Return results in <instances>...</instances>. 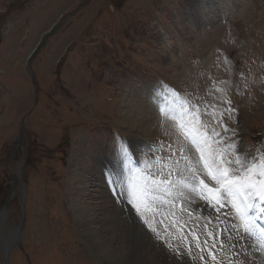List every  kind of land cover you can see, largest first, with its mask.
I'll return each instance as SVG.
<instances>
[{"label": "rangeland", "instance_id": "obj_1", "mask_svg": "<svg viewBox=\"0 0 264 264\" xmlns=\"http://www.w3.org/2000/svg\"><path fill=\"white\" fill-rule=\"evenodd\" d=\"M129 81L163 96L160 114L173 93L213 123L234 108L233 143L256 154L264 149V0H0V210L8 228L19 230L22 221L6 264H142L138 227L121 215L116 230L109 227L119 198L110 186L105 199L92 200L91 231L78 227L68 198L79 145L83 175L97 181V163L104 173L115 166L116 137L140 161L150 159L149 149L152 159L167 155L155 141L176 138L163 117L154 138L126 125L118 105ZM179 208L161 227L191 239L203 220L177 219Z\"/></svg>", "mask_w": 264, "mask_h": 264}, {"label": "snow or ice", "instance_id": "obj_2", "mask_svg": "<svg viewBox=\"0 0 264 264\" xmlns=\"http://www.w3.org/2000/svg\"><path fill=\"white\" fill-rule=\"evenodd\" d=\"M160 111L176 136L167 144L155 141L167 155L152 159L149 149L150 159L140 161L126 141L116 137L115 166L105 172L108 184L134 210L130 220L139 233L162 244L176 264H249L247 254L253 247L264 252V149L256 154L237 150L233 141L239 133L227 124L234 108L213 123L201 118L205 113L198 104L173 93ZM197 201L199 215L193 207ZM177 204V219L187 213L203 220L202 231L192 230L191 239L161 227L169 215H176Z\"/></svg>", "mask_w": 264, "mask_h": 264}, {"label": "bare ground", "instance_id": "obj_3", "mask_svg": "<svg viewBox=\"0 0 264 264\" xmlns=\"http://www.w3.org/2000/svg\"><path fill=\"white\" fill-rule=\"evenodd\" d=\"M169 40V38H166V41ZM169 55L171 58L174 56L172 52H169ZM142 86L143 85L133 81L128 82V95H124L121 99V102L118 105V112L121 114V118L125 120L124 122L126 125H128V127L131 129H134L135 127L136 131L142 129L145 138H154V136L160 131L159 129V131L156 132V120H158L159 124L163 120L159 112L160 106L157 105V100L159 98H163V96H160L159 94L157 95L153 86ZM169 126L171 125L168 122V127ZM161 133L162 130L160 134ZM80 150L81 145L75 148V158L73 159L74 163L71 162L69 165L68 198L69 205L73 208L74 219L78 227L84 228L87 231H91L87 225L94 222L96 219L95 216H93L95 213H90V211H93L91 209V206H93L92 200L93 198L95 199V196L98 197L100 194L101 198H99V201H102V198L105 199L107 195L106 192L108 191L106 190V187H109L110 185L106 180L105 173L101 170V167L98 163L95 165V167L97 166L99 172V174L95 177V180L97 181H92L91 178L83 175V168L80 164L82 157ZM115 203L116 205H113L114 207L109 210L107 215L109 227L112 231L116 230L119 222H123L119 215L128 217L129 219L130 215H133L130 205H128L123 195H119V198ZM1 227L8 228L6 225V212L4 209L0 210V249L6 253L9 246L13 244L12 242L16 240L18 229L8 228V231L5 232ZM97 232L100 231H95V233ZM88 234L92 238L93 234ZM139 235L143 237V245L140 250L142 264H176L173 258H170L164 253L162 249H160V247L157 245V242L153 237H151V235H141L140 233ZM92 240L95 246H98V244L100 245V238L98 240L92 238ZM249 243L251 244L252 242L250 241ZM153 257L154 260L152 261ZM247 258L249 260V264H264V252L257 251L255 247H253L252 250L247 254ZM188 264H192V262L189 261Z\"/></svg>", "mask_w": 264, "mask_h": 264}, {"label": "water", "instance_id": "obj_4", "mask_svg": "<svg viewBox=\"0 0 264 264\" xmlns=\"http://www.w3.org/2000/svg\"><path fill=\"white\" fill-rule=\"evenodd\" d=\"M47 36V32L46 33H44L43 35H42V38H41V41L39 42V44H37L36 46H35V48L33 49V51H32V53H35L38 49H39V47H40V45L42 44V42L44 41V39H45V37ZM21 227H22V221H21V223H20V225H19V230H18V239L12 244V245H10L9 246V248H12V247H15V246H17V243H18V240H19V235H20V232H21ZM9 250V249H8ZM7 250V251H8ZM7 251H6V253L5 252H3L1 249H0V255H1V258H2V263L1 264H6V259H7Z\"/></svg>", "mask_w": 264, "mask_h": 264}]
</instances>
